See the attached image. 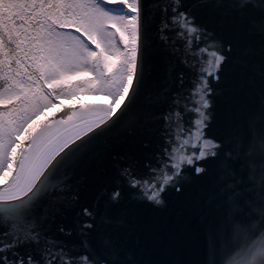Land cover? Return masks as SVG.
I'll list each match as a JSON object with an SVG mask.
<instances>
[{
    "label": "snow or ice",
    "instance_id": "snow-or-ice-1",
    "mask_svg": "<svg viewBox=\"0 0 264 264\" xmlns=\"http://www.w3.org/2000/svg\"><path fill=\"white\" fill-rule=\"evenodd\" d=\"M205 6L202 0L187 7L183 0H0V264H117L84 245L83 252L65 247L48 236L46 225L56 209L78 203L70 185L102 148L107 151L101 141L128 113L135 115L141 99L146 122L164 121L165 146L149 175L121 165V177L159 203L166 186L183 178L184 166L199 176L216 158L204 214L205 264H264V90L259 108L245 117L253 135L241 129L220 142L205 138L207 77L219 79L226 59L219 47H197L208 34L194 23V12ZM216 6L238 14L248 32L260 37L264 56V0H219ZM156 13L160 39L173 47L180 43L184 62L193 57L200 73L191 98L182 102L175 95L174 107L162 113L153 109L168 93L145 75L148 18ZM260 74L264 79V63ZM80 95H103L108 103L61 105L62 116L39 119L61 99ZM187 112L197 116L194 132L183 127ZM105 195L119 202L123 192L114 187ZM77 216V229L87 236L96 212L81 206ZM58 231L72 234L63 225ZM100 245L114 247L107 239Z\"/></svg>",
    "mask_w": 264,
    "mask_h": 264
},
{
    "label": "water",
    "instance_id": "water-1",
    "mask_svg": "<svg viewBox=\"0 0 264 264\" xmlns=\"http://www.w3.org/2000/svg\"><path fill=\"white\" fill-rule=\"evenodd\" d=\"M154 2L144 0L145 5ZM202 2L206 6L195 10L194 23L208 36L197 47L206 44L212 46L210 50L219 47L220 54L226 57L216 73L219 79L207 77L211 91L206 97L209 107L204 110L209 117L204 128L205 138L220 142L241 129L245 135L251 136L254 132L246 128L245 117L250 110L259 108L264 90V79L260 74L264 63L261 39L248 32L238 14L227 7H217L219 0ZM183 3L187 7L195 0H183ZM159 23V13L149 15V63L145 75L154 87H162L168 93H161L159 103L153 109L162 113L174 107L172 99L175 95L178 94L182 102L191 98L193 81L200 73L199 65L192 66L193 57H188L187 64L184 62L185 54L180 43L173 47L160 39ZM171 40L177 38L171 36ZM133 111L135 115L128 113L101 141L107 151L102 148L100 158L84 167L79 178L72 182L70 195L78 203L55 210L56 215L46 225L48 236L76 252L85 251L84 245L93 254L108 256L117 264H205L204 214L217 175L216 158L207 161L206 174L199 176L191 172L192 166H184L183 178L174 181L176 186H166L160 193L159 203L148 200L127 185L120 175L121 165H131L138 176L150 174L165 146L162 138L164 121L146 122L142 99ZM196 118L195 113H184L183 127L194 132ZM259 130L257 121L254 131ZM117 159L120 163L115 162ZM200 163L203 166L206 162ZM114 187L123 192L119 202L106 198L105 194ZM81 206L92 207L96 212L95 228L87 236L81 235L77 229L78 221L82 219L77 216ZM60 225L71 230L72 234L60 233ZM255 227L257 230L261 227L259 221L255 222ZM101 239L110 240L114 247L101 248Z\"/></svg>",
    "mask_w": 264,
    "mask_h": 264
},
{
    "label": "rangeland",
    "instance_id": "rangeland-1",
    "mask_svg": "<svg viewBox=\"0 0 264 264\" xmlns=\"http://www.w3.org/2000/svg\"><path fill=\"white\" fill-rule=\"evenodd\" d=\"M104 103H108V99L106 98H76L74 100H72L71 103L69 104H65V103H60L61 105L64 106H76L79 107L81 104L84 105H88V104H104ZM60 105V106H61ZM60 106H56L55 108L47 111L44 113L43 116H41L39 119L40 120H45L46 118H57L63 115V113L60 110ZM0 183H2V180H0Z\"/></svg>",
    "mask_w": 264,
    "mask_h": 264
},
{
    "label": "trees",
    "instance_id": "trees-1",
    "mask_svg": "<svg viewBox=\"0 0 264 264\" xmlns=\"http://www.w3.org/2000/svg\"><path fill=\"white\" fill-rule=\"evenodd\" d=\"M84 97H85V98H106V99H108V97L103 96V95H80V96L75 97V98H73V99H67V98H65V99H61V100L59 101L58 104H56L54 107L49 108L47 111H49V110L55 108L56 106H60L62 103L69 104V103L72 102V100H74V99H76V98H84ZM60 103H61V104H60ZM47 111H46V112H47ZM43 115H44V113H43L41 116H43ZM41 116H40V117H41ZM40 117H39V118H40Z\"/></svg>",
    "mask_w": 264,
    "mask_h": 264
}]
</instances>
